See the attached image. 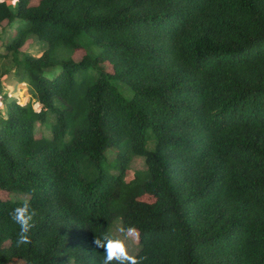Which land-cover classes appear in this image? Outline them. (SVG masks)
<instances>
[{
  "label": "trees",
  "instance_id": "16d2710c",
  "mask_svg": "<svg viewBox=\"0 0 264 264\" xmlns=\"http://www.w3.org/2000/svg\"><path fill=\"white\" fill-rule=\"evenodd\" d=\"M81 31L96 57L56 62ZM30 36L39 56L22 51ZM11 56L38 111L4 95L0 264H101L93 241L115 215L143 264H264V0H0ZM95 61L105 69L76 82ZM111 148L117 173L100 161ZM134 157L143 169L124 181ZM24 199L38 216L17 247Z\"/></svg>",
  "mask_w": 264,
  "mask_h": 264
},
{
  "label": "rangeland",
  "instance_id": "374dc122",
  "mask_svg": "<svg viewBox=\"0 0 264 264\" xmlns=\"http://www.w3.org/2000/svg\"><path fill=\"white\" fill-rule=\"evenodd\" d=\"M7 5L13 9L16 6V0H4ZM76 40L79 41L81 44V48H79L74 54L67 53L63 47H58L56 50V62L61 61H69V56L73 59V61H78L82 58L84 54L88 55L91 58H95L98 54L99 49L95 46L90 44V36L88 32L81 31L75 37ZM46 42L39 43L36 41L34 36H30L26 44L22 47L23 53H30L34 56H39L44 48ZM21 54H19L20 57ZM105 64H98V62H94L89 68L86 70L84 68H80L74 75V79L76 82L80 81L83 76H96L98 70H104ZM16 72L14 67V62L12 56L8 59H1L0 60V112L4 111V95H9L18 99V101L22 104L28 105L31 111H38V101L33 94V88L28 85L26 81H18L15 77L14 73ZM114 85L118 88L121 94L126 98H130L132 91L131 89L123 84L120 81H116L114 79L111 80ZM56 120V116L53 113H48L46 119L43 120V127L42 131L46 137L51 135L50 132V123ZM39 118L36 117L34 122L35 132L39 133ZM70 132L68 131L60 138L59 144L70 137ZM147 146H151L150 137L148 135V139L146 142ZM118 152L116 148H111L106 151L105 157L102 158L100 161L102 162L103 166H108L111 168L113 173H117V159ZM83 161H81V165ZM143 169V160L139 157H134L130 161L127 166L124 181H129L133 178L134 172L137 170ZM135 196L139 199H149L148 194L144 192H137ZM8 195L5 191L0 190V198L7 199ZM122 227L121 216L115 215L111 220L108 226V233H111L115 236H120L121 233L118 231L119 228ZM138 239H132L127 241V247L130 255H133L136 249Z\"/></svg>",
  "mask_w": 264,
  "mask_h": 264
},
{
  "label": "clouds",
  "instance_id": "9594fccd",
  "mask_svg": "<svg viewBox=\"0 0 264 264\" xmlns=\"http://www.w3.org/2000/svg\"><path fill=\"white\" fill-rule=\"evenodd\" d=\"M33 191H35L33 189ZM14 223L19 226L16 245L31 244V230L35 227V218L38 216V210L32 206L30 200L24 199L9 214ZM120 236L104 233L100 237H95L93 244L103 249V259L101 264H143L146 257H135L129 254L127 241L139 238V232L135 226L121 227L118 229Z\"/></svg>",
  "mask_w": 264,
  "mask_h": 264
}]
</instances>
